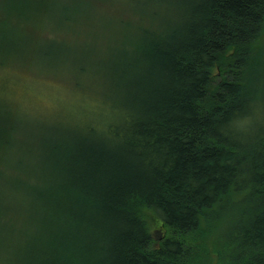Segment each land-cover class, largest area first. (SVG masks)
<instances>
[{"label":"trees","instance_id":"trees-1","mask_svg":"<svg viewBox=\"0 0 264 264\" xmlns=\"http://www.w3.org/2000/svg\"><path fill=\"white\" fill-rule=\"evenodd\" d=\"M21 1L20 31L87 10ZM121 1L145 24L60 66L104 96L77 132L0 108V264H264V0ZM39 43L12 63L77 46Z\"/></svg>","mask_w":264,"mask_h":264},{"label":"rangeland","instance_id":"rangeland-1","mask_svg":"<svg viewBox=\"0 0 264 264\" xmlns=\"http://www.w3.org/2000/svg\"><path fill=\"white\" fill-rule=\"evenodd\" d=\"M14 1V3H8V6L13 7L9 12L21 8L22 1ZM112 2L117 4L110 5ZM31 4L32 6L37 5L36 2H31ZM85 4L86 6L83 8L87 10L84 11V17L76 15L68 20H52L50 18L48 19L50 22H38L34 30L30 26H26L20 31L15 26L16 22L5 24L0 20V58L3 59V64L0 62V108L17 112L18 104L20 108L27 110V112H22L26 118L41 119L48 125L51 124L53 128H67L69 132H77L74 123L79 124V121H75L77 120L75 119L76 116L85 117L82 115L85 113L81 112L80 102L84 99L88 101L89 99L93 101L95 98L102 100L104 96L101 92L94 90L90 83L91 79L83 78L81 84H76L77 77L71 76L60 66L79 65L81 60L76 57L81 51H85L83 45L88 47L95 45L97 48L107 38L114 37L113 33H116L120 26L115 25L112 21L99 24L95 28L97 21L100 18H106L108 14L128 22L127 30L130 31L131 36L132 31L135 32L138 27L145 24L142 21L143 12L135 11L121 0H86ZM2 5L1 3L0 11L6 12L2 9ZM2 17L1 13L0 19ZM34 40L45 47L48 45L44 43L49 40L57 43L59 41L64 42L69 47L77 46L70 49L69 52L68 50H60L58 53L55 49H50L51 52L48 54L47 61L49 64L57 63L59 67L56 71L48 68L39 70L31 65L20 67L18 63L17 66L12 63L13 59L10 58V54H13L14 50L20 49L25 56H33ZM87 41L88 43L84 44ZM109 43L112 44L111 40ZM95 47L93 46V48ZM72 107L74 108L72 109ZM66 110L73 111L72 123L70 121L62 122L59 118ZM86 110L90 111L91 109L87 108ZM84 119L86 118L82 120L84 121ZM0 169H2L1 165ZM3 170V173H8L10 177L16 175L17 171L9 166ZM157 231L159 230L157 229Z\"/></svg>","mask_w":264,"mask_h":264},{"label":"bare ground","instance_id":"bare-ground-1","mask_svg":"<svg viewBox=\"0 0 264 264\" xmlns=\"http://www.w3.org/2000/svg\"><path fill=\"white\" fill-rule=\"evenodd\" d=\"M157 229H159V226L157 227Z\"/></svg>","mask_w":264,"mask_h":264}]
</instances>
